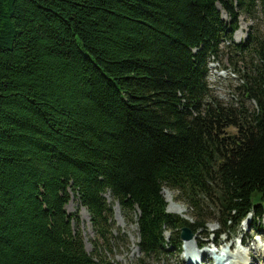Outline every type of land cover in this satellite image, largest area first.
<instances>
[{
    "label": "trees",
    "instance_id": "1",
    "mask_svg": "<svg viewBox=\"0 0 264 264\" xmlns=\"http://www.w3.org/2000/svg\"><path fill=\"white\" fill-rule=\"evenodd\" d=\"M256 11L264 0H0V264H114L107 193L135 214L136 264L179 253L210 208L216 241L247 217L264 234V32L233 40ZM224 55L240 78L227 103L206 80Z\"/></svg>",
    "mask_w": 264,
    "mask_h": 264
},
{
    "label": "rangeland",
    "instance_id": "2",
    "mask_svg": "<svg viewBox=\"0 0 264 264\" xmlns=\"http://www.w3.org/2000/svg\"><path fill=\"white\" fill-rule=\"evenodd\" d=\"M256 9L258 10V8ZM255 14L257 16H249L246 13L239 15L238 26L234 34L236 40L233 38L234 41L238 42V40L245 39L251 26L260 30V32H264V15L259 11H256ZM223 50H227V48ZM237 66L241 70L245 69L242 63H237ZM207 68V81L209 82V87L212 89V93L224 103L237 100L239 95L238 91L235 90V86L240 84L239 72L234 70L227 55L212 59L208 63ZM232 71L237 74L238 78ZM221 74H223L224 77H221ZM246 104L249 105V102L246 101ZM164 190L162 194L167 203V211L177 214L184 219L191 220V212L186 207L183 200L177 196L178 191L171 188H164ZM105 198L113 209L112 234L115 238L113 237L109 247L103 250V254L114 264H136L137 257L140 256V253L136 245L138 242V231L135 223V214H133V221L127 220L123 216L117 201H113L109 193L106 194ZM116 209H118V211ZM66 210L69 213H74L78 217V226L83 237L85 249L87 252H92L93 246L91 244V239L94 238V232L90 224L89 215L85 208L79 204L78 197L72 192H70V199L66 204ZM209 210L212 215L210 218L211 222L203 228L204 233L208 232L207 237H202V233L196 232L192 235L190 240L182 242L181 251L179 253L168 252L165 256L152 260V264H196V262L197 264H217V262L213 261L212 257H217L218 254H222L224 251H229L231 254H235L237 251H243L242 256L244 259L253 264V259L245 257L244 253L248 251L252 253V256L258 258L254 263L264 264V234L255 235L253 230L249 231V217L241 222V229L236 232V235L232 230L226 229L225 234L217 238V241L222 243L221 247H215L211 242L213 239L212 233L221 229V226L217 221L213 220V217L217 219V212L211 208ZM86 214L88 224H86ZM262 221L264 225V216ZM165 235L168 237L169 232L165 231ZM227 235H233L234 238H232V240H225ZM242 235L243 239L247 241V246L240 247L237 237H241ZM202 242H204V247L200 248L199 243ZM189 248H191V254L188 253ZM204 251L208 254L205 260H203L201 255Z\"/></svg>",
    "mask_w": 264,
    "mask_h": 264
},
{
    "label": "bare ground",
    "instance_id": "3",
    "mask_svg": "<svg viewBox=\"0 0 264 264\" xmlns=\"http://www.w3.org/2000/svg\"><path fill=\"white\" fill-rule=\"evenodd\" d=\"M241 37H243V36H241ZM116 210L118 211V209H116ZM86 224H88L87 214H86ZM242 252L237 251L235 254H231L229 251H224L222 254H218L217 257L213 256L212 258H213V261L217 262V264H223L226 261H228L229 264H251V262H247L246 259H244V257L242 256V254H243ZM188 253L191 254V248H189ZM244 254H245V257H248V255H250L251 259H253V264H256V263H254V261H257L258 258H255L254 256H252L251 255L252 253H250V252H246ZM201 255H202L203 260H205V258L208 256L207 252H205V251ZM196 264H197V262H196Z\"/></svg>",
    "mask_w": 264,
    "mask_h": 264
},
{
    "label": "water",
    "instance_id": "4",
    "mask_svg": "<svg viewBox=\"0 0 264 264\" xmlns=\"http://www.w3.org/2000/svg\"><path fill=\"white\" fill-rule=\"evenodd\" d=\"M181 236L184 240H189L192 238V233L187 227L181 229Z\"/></svg>",
    "mask_w": 264,
    "mask_h": 264
}]
</instances>
